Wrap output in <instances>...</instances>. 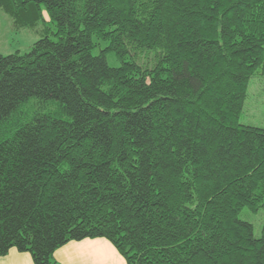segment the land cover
I'll return each instance as SVG.
<instances>
[{"label": "trees", "instance_id": "1", "mask_svg": "<svg viewBox=\"0 0 264 264\" xmlns=\"http://www.w3.org/2000/svg\"><path fill=\"white\" fill-rule=\"evenodd\" d=\"M41 8L0 56V257L105 239L126 264H264L238 218L264 209V128L239 122L264 0H0L20 29Z\"/></svg>", "mask_w": 264, "mask_h": 264}, {"label": "rangeland", "instance_id": "2", "mask_svg": "<svg viewBox=\"0 0 264 264\" xmlns=\"http://www.w3.org/2000/svg\"><path fill=\"white\" fill-rule=\"evenodd\" d=\"M41 19L42 21L34 29H20L16 27L10 17L0 11V56H22L29 53L31 47L40 39L44 32L43 22L48 20L44 8H41ZM109 64L114 65L111 60H109ZM239 122L244 126L264 128V76L261 70L250 82L248 96ZM238 218L240 221L252 225L255 238L261 236L264 223V209H261L257 213L244 209Z\"/></svg>", "mask_w": 264, "mask_h": 264}, {"label": "crops", "instance_id": "3", "mask_svg": "<svg viewBox=\"0 0 264 264\" xmlns=\"http://www.w3.org/2000/svg\"><path fill=\"white\" fill-rule=\"evenodd\" d=\"M57 264H126L113 245L105 239L70 242L54 253ZM0 264H34L28 253L11 249L0 257Z\"/></svg>", "mask_w": 264, "mask_h": 264}]
</instances>
